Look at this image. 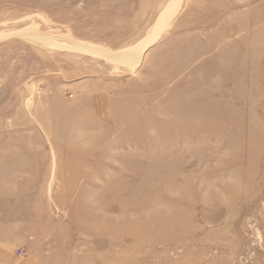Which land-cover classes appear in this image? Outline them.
Instances as JSON below:
<instances>
[{
  "label": "rangeland",
  "instance_id": "rangeland-1",
  "mask_svg": "<svg viewBox=\"0 0 264 264\" xmlns=\"http://www.w3.org/2000/svg\"><path fill=\"white\" fill-rule=\"evenodd\" d=\"M0 264H264V0H0Z\"/></svg>",
  "mask_w": 264,
  "mask_h": 264
},
{
  "label": "built area",
  "instance_id": "built-area-1",
  "mask_svg": "<svg viewBox=\"0 0 264 264\" xmlns=\"http://www.w3.org/2000/svg\"><path fill=\"white\" fill-rule=\"evenodd\" d=\"M21 253V252H20Z\"/></svg>",
  "mask_w": 264,
  "mask_h": 264
}]
</instances>
